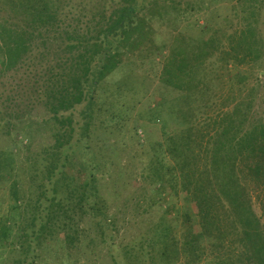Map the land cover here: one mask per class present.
I'll use <instances>...</instances> for the list:
<instances>
[{"label": "trees", "instance_id": "obj_1", "mask_svg": "<svg viewBox=\"0 0 264 264\" xmlns=\"http://www.w3.org/2000/svg\"><path fill=\"white\" fill-rule=\"evenodd\" d=\"M101 1L97 9H88L91 2L86 7L85 0H0V84L11 77L20 82L6 93L0 90V126L12 128L20 119L13 113L22 100L30 109L45 110L42 123L53 126V147L46 149V155L52 153L46 161L49 171L41 175L33 217L28 230L22 228L13 251L17 259L11 264H40L37 249L56 215L76 212L92 219L104 242L114 226L100 201V165L91 146L98 117L106 111L101 93L106 80L140 49L135 36L141 22L152 23L171 10L178 13L179 3L171 0L163 12L150 13L158 0ZM234 1L240 7L233 17L236 26L216 30L219 16H214L202 29L204 38L174 39L161 83L179 96L155 110H142V121L150 117V122L164 124L163 136L149 144L156 184L168 185L193 211L184 216L192 218L184 234L162 228L156 246L146 245L144 256L155 253L153 259L161 264H201L208 257L212 264H264V212L262 216L255 210V199L264 209V101L260 105L257 95L261 85H249L250 78L239 73L231 79V89L220 94L215 89L224 81L214 75L217 58L225 72L232 66H264V0ZM170 121L178 128L173 134L166 131ZM139 127L145 131L142 122ZM145 134L149 137L150 132ZM29 139L26 135L23 142L0 147V184L12 183L17 201L23 183L17 178L21 169L15 150L30 149ZM62 184L75 186V200H65ZM17 219L0 217V246L9 245ZM143 247L141 253L147 250ZM134 250L120 249L112 255L113 263H131Z\"/></svg>", "mask_w": 264, "mask_h": 264}, {"label": "rangeland", "instance_id": "obj_2", "mask_svg": "<svg viewBox=\"0 0 264 264\" xmlns=\"http://www.w3.org/2000/svg\"><path fill=\"white\" fill-rule=\"evenodd\" d=\"M174 1L179 3L178 13L171 10L164 18L157 15L152 23L141 22V29L135 36L140 49L131 54L124 65L106 80L103 94L101 93L106 111H102L98 117L91 146L95 160L100 165V201L108 212V222L114 224L108 230V241L104 242L98 225L92 219L76 212L69 213L67 217L56 215L57 218L53 217L54 222L45 231L37 249L40 264H114L112 255L121 253L120 249L130 248L135 249L136 257L129 264H161L158 259H153L155 253L144 256L148 251L146 245L156 246L154 240L162 228L167 227L174 235L181 236L186 222L192 219L184 218L186 214H193L189 207L191 203L182 200L183 198L176 199L168 185L164 187L156 184L150 172L152 154L149 144L154 138L163 136L164 124L162 120L150 122V117L147 122L142 121L141 114L142 110H155L165 100L174 101L179 96L178 92L166 89L161 83L162 71L174 39L177 36L195 41L204 38L202 29L206 27L207 21L213 22L214 16H219L216 30H229L237 24L233 17H236L240 7L239 2L234 0H217L213 3L211 0ZM99 2L100 0H95L94 4L92 0H85L86 7L90 3L88 9H97ZM153 4L150 13H160L163 12L162 7L171 6L172 1L158 0ZM227 15H231L229 17L232 19L225 24L224 18ZM214 62V68L218 70L214 75L224 81L217 86L216 91L221 94L230 90L231 79L244 73L250 78L249 85H257V82L261 85L257 95L258 102L262 105L264 85L260 82H264V66H232L230 71L225 72L220 59H214ZM16 81L13 77L8 78L0 84V90L8 92L13 85H19V80ZM19 94L22 95L21 89ZM14 110L13 117L19 114L20 119L15 120L12 128L7 124L0 126V147L23 142L26 135H31L32 139L29 140L32 146L28 150H23L21 146V151L15 150L19 155L18 167L21 169L17 178L23 183L19 185V200L13 197L12 183L0 184V217L18 218L9 245L0 246V264H11L17 259V254L13 251L19 245L22 228L25 226L28 230L27 223L33 217L31 212L34 211L40 192L41 175H47L49 171L50 163L46 161L51 158L49 155L52 153L46 155L47 150L53 147V126L42 123L46 116L45 110L38 106L30 109L24 100L21 101V107H15ZM260 111L263 112V108ZM74 115L79 118L77 113ZM141 122L145 131L139 127ZM168 124V134L175 133L177 124L171 121ZM146 131L150 132L149 137L145 134ZM28 143H23V146ZM74 187L63 186L65 200H75L77 190ZM17 205L19 209L14 211ZM262 207L255 199V210L259 215L264 212ZM57 210H60L59 205L56 206ZM19 223H22L21 226ZM142 245L147 249L143 253L140 252ZM124 261L126 262L125 259ZM182 264L187 262L184 260ZM201 264H212V258L208 257Z\"/></svg>", "mask_w": 264, "mask_h": 264}]
</instances>
